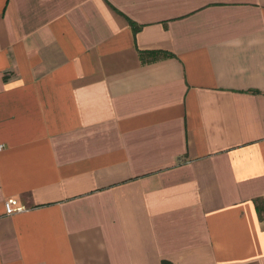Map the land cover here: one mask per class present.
Segmentation results:
<instances>
[{
    "label": "crops",
    "instance_id": "obj_1",
    "mask_svg": "<svg viewBox=\"0 0 264 264\" xmlns=\"http://www.w3.org/2000/svg\"><path fill=\"white\" fill-rule=\"evenodd\" d=\"M163 262L264 264V0H0V264Z\"/></svg>",
    "mask_w": 264,
    "mask_h": 264
},
{
    "label": "built area",
    "instance_id": "obj_2",
    "mask_svg": "<svg viewBox=\"0 0 264 264\" xmlns=\"http://www.w3.org/2000/svg\"><path fill=\"white\" fill-rule=\"evenodd\" d=\"M4 210L6 215H13L23 212L25 208L16 199L11 198L4 201Z\"/></svg>",
    "mask_w": 264,
    "mask_h": 264
},
{
    "label": "trees",
    "instance_id": "obj_3",
    "mask_svg": "<svg viewBox=\"0 0 264 264\" xmlns=\"http://www.w3.org/2000/svg\"><path fill=\"white\" fill-rule=\"evenodd\" d=\"M163 264H169V263H167V262H163Z\"/></svg>",
    "mask_w": 264,
    "mask_h": 264
}]
</instances>
